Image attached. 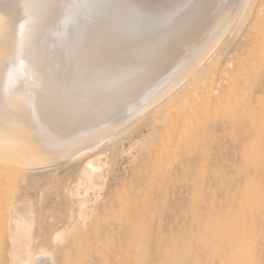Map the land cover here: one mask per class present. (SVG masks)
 <instances>
[{"label":"rangeland","instance_id":"374dc122","mask_svg":"<svg viewBox=\"0 0 264 264\" xmlns=\"http://www.w3.org/2000/svg\"><path fill=\"white\" fill-rule=\"evenodd\" d=\"M27 1L35 15L44 13L36 21L52 41L33 50L55 57L71 49L76 0ZM250 3L184 87L89 155L102 153L108 177L87 218H79L69 193L83 161L25 168L11 156L15 165L0 167V264H10L1 227L17 201L33 203L34 246L56 264H264V0ZM210 17L176 43L177 67L219 30L217 15ZM170 76L111 119L130 115ZM65 224L73 233L53 245L54 232Z\"/></svg>","mask_w":264,"mask_h":264},{"label":"bare ground","instance_id":"6f19581e","mask_svg":"<svg viewBox=\"0 0 264 264\" xmlns=\"http://www.w3.org/2000/svg\"><path fill=\"white\" fill-rule=\"evenodd\" d=\"M233 2L225 0L215 6V0H76L73 13L78 25L69 38L71 49L53 57L47 50L44 54L33 50L52 44L44 26L36 21L44 13L31 12L33 5L27 0H0V167L14 164V157L25 168L41 169L64 161H83L69 193L79 218H87L86 211L99 199L108 177L105 165L99 162L102 153L89 155L105 147L107 139L117 137L127 123L166 102L204 67L251 4L250 0ZM207 14L210 18L217 15L219 30L187 63L177 67L181 55L176 43L206 21ZM164 75L170 76L165 78L167 83L130 115L122 117L121 113L111 119ZM85 127L91 128L87 137L78 140ZM34 215L31 201L12 204L1 227L9 238L10 264H56L53 255L34 246ZM72 227L57 228L53 245L66 242Z\"/></svg>","mask_w":264,"mask_h":264}]
</instances>
